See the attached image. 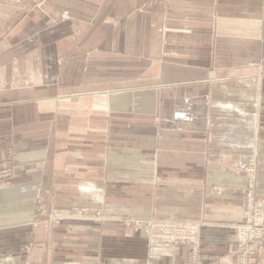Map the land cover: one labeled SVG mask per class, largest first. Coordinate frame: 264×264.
Segmentation results:
<instances>
[{
    "label": "crops",
    "instance_id": "1",
    "mask_svg": "<svg viewBox=\"0 0 264 264\" xmlns=\"http://www.w3.org/2000/svg\"><path fill=\"white\" fill-rule=\"evenodd\" d=\"M0 18V264H142L124 218L234 243L235 167L264 198V0H0Z\"/></svg>",
    "mask_w": 264,
    "mask_h": 264
},
{
    "label": "built area",
    "instance_id": "2",
    "mask_svg": "<svg viewBox=\"0 0 264 264\" xmlns=\"http://www.w3.org/2000/svg\"><path fill=\"white\" fill-rule=\"evenodd\" d=\"M246 167V166H245ZM238 170L249 174L242 192V213L235 225V241L219 251L208 252L200 244L202 222L179 221L155 216L124 218L125 225L143 233L146 243L142 264H264V198L257 197L254 188V162ZM12 165L0 162V179L9 177ZM59 224L58 218L50 221ZM35 224V223H33ZM2 252L0 251V256Z\"/></svg>",
    "mask_w": 264,
    "mask_h": 264
},
{
    "label": "rangeland",
    "instance_id": "3",
    "mask_svg": "<svg viewBox=\"0 0 264 264\" xmlns=\"http://www.w3.org/2000/svg\"><path fill=\"white\" fill-rule=\"evenodd\" d=\"M40 3V2H39ZM39 3H37V5L39 4ZM0 21H1V18H0ZM5 23V26H6V30H9L13 25H12V21H7V22H4ZM1 36H3V35H1V30H0V37ZM8 154L11 156L12 155V150L11 149H9L8 150ZM210 154H212V153H210ZM213 155H216V154H214L213 153ZM211 158V157H210ZM3 162H8V165H12V168H13V161H12V157L11 158H7V159H5V160H3V161H1V163H3ZM243 164V163H242ZM244 168H247V166L246 167H244ZM244 168H242V169H244ZM235 172L236 173H242V171H238V168L237 167H235ZM244 173L243 174H245L246 176V179H247V182H248V179L250 178V176H249V174L248 173H246L245 171H243ZM52 221V220H51ZM50 223V222H49ZM52 224V223H51Z\"/></svg>",
    "mask_w": 264,
    "mask_h": 264
}]
</instances>
